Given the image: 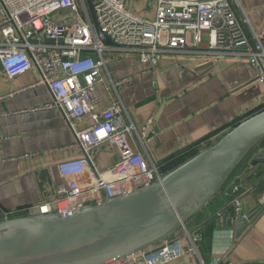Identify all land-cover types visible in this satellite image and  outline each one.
I'll return each mask as SVG.
<instances>
[{"label": "built area", "instance_id": "obj_1", "mask_svg": "<svg viewBox=\"0 0 264 264\" xmlns=\"http://www.w3.org/2000/svg\"><path fill=\"white\" fill-rule=\"evenodd\" d=\"M153 1L155 16L147 19L130 11L128 0H92L95 21L112 43L107 46L96 34L85 0H0L4 76L14 79L35 71L39 80L22 91L46 88L52 98L49 107L60 112L74 136L72 144L53 151H81V157L56 166L62 180L50 197L34 206L38 216L75 213L149 188L173 170L172 162L190 159L215 142L208 138L166 162L149 165L143 154L149 139L146 129L139 134L127 122L120 100H112L101 111L96 108L108 58L133 57L153 66L164 56L176 55L244 60L258 67L257 80L264 84V30L252 27L240 0ZM262 110L264 102L258 109ZM85 118L91 126L79 131ZM106 149L118 160L101 170L96 157ZM236 190L237 186L231 189ZM232 209L245 217L239 199L232 202ZM20 214L27 215L26 209L0 208L2 220ZM203 235L202 228L195 229L188 221L168 240L111 264H171L184 256L206 264L199 253Z\"/></svg>", "mask_w": 264, "mask_h": 264}, {"label": "crops", "instance_id": "obj_2", "mask_svg": "<svg viewBox=\"0 0 264 264\" xmlns=\"http://www.w3.org/2000/svg\"><path fill=\"white\" fill-rule=\"evenodd\" d=\"M131 1L136 0H129L132 12L154 18L153 0H143L142 8H134ZM240 4L252 27L264 30V0H240ZM106 63L107 70H102V82L98 83L96 108L101 111L112 100H120L127 122L139 134L146 129L149 139L143 154L149 165L166 162L208 138L216 142L264 102L258 67L244 60L176 55L164 56L153 66L119 56L108 58ZM38 80L35 71L8 79L0 67V208H24L26 216H36L34 206L50 197L61 182L56 166L81 157L79 149L53 151L72 144L74 136L60 112L49 107L52 98L46 88L22 91ZM90 126L91 121L85 118L77 129ZM117 160V154L106 149L98 153L96 165L103 170ZM259 170V166H248L241 177L234 175L225 189L238 179L247 191L239 198L242 215L264 201V193L254 197L262 180L254 177ZM224 207V198L217 196L190 220L195 229L213 222L210 241L199 245L205 263L264 264V210L235 241L232 230L214 223ZM171 264L198 263L184 256Z\"/></svg>", "mask_w": 264, "mask_h": 264}, {"label": "water", "instance_id": "obj_3", "mask_svg": "<svg viewBox=\"0 0 264 264\" xmlns=\"http://www.w3.org/2000/svg\"><path fill=\"white\" fill-rule=\"evenodd\" d=\"M85 2L98 38L111 46L95 21L92 0ZM263 140L264 110H257L149 188L75 213L0 217V264H111L168 240L217 196L224 198L225 207L214 223L232 230L234 240L239 241L264 210V201L241 218L232 202L247 191L238 179L225 189L233 173ZM248 166L264 170V155H255L237 176ZM263 174L254 176L262 179L255 199L264 193ZM234 186L237 190L232 193Z\"/></svg>", "mask_w": 264, "mask_h": 264}, {"label": "trees", "instance_id": "obj_4", "mask_svg": "<svg viewBox=\"0 0 264 264\" xmlns=\"http://www.w3.org/2000/svg\"><path fill=\"white\" fill-rule=\"evenodd\" d=\"M238 124V123H237ZM263 144H264V142H263ZM194 155V154H193ZM196 155V154H195ZM194 155V156H195ZM186 160H188V158H182V159H180V160H177V161H175V162H172L171 164H170V166H169V169H174V168H176V167H178L180 164H182V163H184ZM244 163H245V160L241 163V165L237 168V170L233 173V175L231 176V178H230V180H229V182H228V184L232 181V179H233V176L234 175H236L237 174V172L244 166ZM228 184H227V186H228ZM26 214H20V215H18L17 217H19V216H25ZM213 224V222L210 224V225H208V226H206V227H204V228H202V230H203V241L205 242H209L210 241V239H211V231H212V225ZM203 257V256H202ZM203 260H204V258H203Z\"/></svg>", "mask_w": 264, "mask_h": 264}, {"label": "flooded vegetation", "instance_id": "obj_5", "mask_svg": "<svg viewBox=\"0 0 264 264\" xmlns=\"http://www.w3.org/2000/svg\"><path fill=\"white\" fill-rule=\"evenodd\" d=\"M252 154H254V155H252ZM255 155H264V144H262L261 146H258L255 150L252 151V153L249 155V157H247V159L245 160L244 165H249L250 162H251V160H252V158ZM249 167H251V166H249ZM259 167H260V170L258 172L259 173L260 172H263L264 173L263 167H261V166H259Z\"/></svg>", "mask_w": 264, "mask_h": 264}, {"label": "rangeland", "instance_id": "obj_6", "mask_svg": "<svg viewBox=\"0 0 264 264\" xmlns=\"http://www.w3.org/2000/svg\"><path fill=\"white\" fill-rule=\"evenodd\" d=\"M130 2H129V0H128V3H127V8L130 10L131 8H130V4H129ZM142 5H143V0H136V1H131V6H133L134 8L136 7H139V8H142ZM141 10V9H140ZM131 11V10H130ZM55 20H56V22H57V18H56V16H55ZM263 142H264V140L259 144V146H261L262 144H263ZM255 154V153H254ZM254 154H252V155H254Z\"/></svg>", "mask_w": 264, "mask_h": 264}]
</instances>
